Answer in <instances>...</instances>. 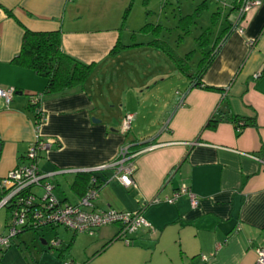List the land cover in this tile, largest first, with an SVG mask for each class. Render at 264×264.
<instances>
[{"label":"crops","instance_id":"obj_1","mask_svg":"<svg viewBox=\"0 0 264 264\" xmlns=\"http://www.w3.org/2000/svg\"><path fill=\"white\" fill-rule=\"evenodd\" d=\"M129 3L0 0V87L16 89L9 103L0 98V180L24 162L36 132L57 141L40 155L38 166L55 172L49 182L62 202L76 203L89 180L82 171L62 170L106 164L124 143L151 147L136 158L135 186H123L112 169L97 172L93 202L100 210L140 211L151 230L130 234L129 244L114 239L115 224L86 242L71 231L66 244L60 239L59 258L73 264H256L255 248L264 247V0L243 15L241 32L235 0L228 11L214 12L212 45L220 42L201 81L218 91L188 89L190 81L155 44L162 39L154 31H141L138 41L144 24H159L143 11L134 21L131 5L124 18ZM141 3L147 8L149 0ZM24 29L59 30L62 50L91 65L83 83L45 92L47 78L12 62ZM177 92L184 93L182 106ZM32 94L40 95L45 115L37 130ZM127 113L133 121L123 133ZM212 116L221 118L217 127L204 128ZM233 116L247 123L239 135ZM182 185L198 197L197 206L186 194L172 203L163 200ZM156 196L161 201L153 202ZM23 232L15 237L20 240ZM22 245L27 242L0 245V264H61L55 253L27 256Z\"/></svg>","mask_w":264,"mask_h":264},{"label":"built area","instance_id":"obj_2","mask_svg":"<svg viewBox=\"0 0 264 264\" xmlns=\"http://www.w3.org/2000/svg\"><path fill=\"white\" fill-rule=\"evenodd\" d=\"M261 0H237L238 18L236 27L242 31L241 22L243 15L253 7L259 5ZM240 25V26H239ZM239 26V27H238ZM15 87H0V98L9 103L14 94ZM178 94V106L183 105L184 93ZM41 97L37 94L30 96V103L35 107L36 130L44 122L45 115L40 109ZM133 115L127 113L122 120L121 132L125 133L130 129ZM56 139L47 138L36 132L35 138L27 147L24 162L18 164L7 175L0 180V208H5L11 216V221L7 225V233L0 234V245L9 246L12 238L26 230H39L41 228L58 226L72 231L73 233L95 234L101 227L115 224L118 232L116 238L129 244L130 234L140 228L151 230L150 223L142 216L140 211H120L112 207L100 210L94 208V200L98 193V183L95 174L104 169H112L113 175L125 186H135L133 173L136 168V158L141 153L151 147L132 149L133 143H124L120 146L116 157L106 163L92 169H66L62 171H82L90 172L88 186L76 203L62 202L53 194V185L49 182V177L55 172H41L38 166L40 155L50 149L56 143ZM254 157V156H253ZM255 159H258L254 157ZM264 164V161H261ZM39 188L40 192L35 189ZM181 194L189 197L192 207L197 206L198 197L185 185L172 193L170 197H164V201L169 203ZM153 202L161 201L158 196L152 199ZM62 244L57 237L48 243L51 249H57ZM256 264H264V247L255 248ZM203 261L207 258L200 256ZM64 264H73L71 260H65Z\"/></svg>","mask_w":264,"mask_h":264},{"label":"trees","instance_id":"obj_3","mask_svg":"<svg viewBox=\"0 0 264 264\" xmlns=\"http://www.w3.org/2000/svg\"><path fill=\"white\" fill-rule=\"evenodd\" d=\"M132 0L124 11L123 17L127 14ZM235 6L239 7L237 0ZM199 10H197L198 12ZM196 11L193 14L185 15L179 18L181 28L187 31L188 24L192 23L198 15ZM10 14V13H9ZM195 15V17H194ZM160 25H152L146 23L142 26L140 31L152 30ZM230 25L223 30H229ZM155 32V31H154ZM156 35L159 33L155 32ZM211 28L207 27L197 38L196 42L201 50V59L197 64L195 70L192 69L190 60L191 52L185 56H178L172 48L164 41L155 42V44L167 53L176 68L190 81L189 88H202L209 91H218L219 88L207 86L201 81V77L205 69L209 66L215 53L218 50L220 39L218 38L209 50H205L210 44ZM116 51V47L112 49V53ZM12 62L17 65L33 69L37 74L47 78V85L45 92H64L69 89L80 86L86 76L90 72L91 65L82 63L62 50L61 46V32L56 31H32L29 29L23 30L21 47L17 55L13 58ZM233 123L235 125L236 135H239L243 128L247 125L242 119L233 116ZM221 118L215 116L210 117L204 128L215 129ZM91 173L83 172L82 178L89 179ZM96 178L98 176L95 174ZM89 181V180H88ZM88 186V184H87ZM99 187V185H98ZM116 238V235L114 239ZM117 239V238H116ZM107 245V244H105ZM104 245V246H105ZM68 249V246L67 248Z\"/></svg>","mask_w":264,"mask_h":264},{"label":"rangeland","instance_id":"obj_4","mask_svg":"<svg viewBox=\"0 0 264 264\" xmlns=\"http://www.w3.org/2000/svg\"><path fill=\"white\" fill-rule=\"evenodd\" d=\"M231 1L232 0H149V5L147 8H145L141 3L142 0H133L131 4V15L134 21H138V17H140L141 11L146 13V15H149V22L160 25V28L159 26H157L154 31L159 33V38H161L162 41L167 42V44L175 51L176 54L183 56L184 54L191 52L190 63L192 69L195 70L197 68L198 62L202 57L201 50L199 49V46L196 42V38L207 27H210V44L206 47L205 50L210 49L213 41L215 40V34H213V32H215L216 30L217 21L213 18V14L214 12L218 11H228L227 5H229ZM197 10L199 11L197 12ZM195 11L198 13V15L196 17L194 15V21L188 24L187 31L184 32V29H182L180 26V24L182 23L179 22V18L181 16L184 17L185 15L193 14ZM142 35V32L138 31V41H142L144 37ZM181 77L187 80L186 77ZM62 186L65 190L68 189L64 183H62ZM10 221L11 216L9 212H7L5 209H2L0 211V231L5 229L4 231L6 234V225ZM23 233H26L23 238L18 240L17 237H15L12 238L11 241H17L19 245L22 244V241H26L27 245H22V249L25 251L27 256H35L36 254L38 256L39 250H41L42 253L48 255L55 253L53 257H58L57 259L60 261V263L64 264L63 260L58 256V249L51 250V248L48 247V243H50L51 240L57 236L59 239H62L64 244H66L70 236L72 235L71 231L58 226L52 229L49 227L39 230H26ZM76 236H78V238L83 242H86L88 238H93L91 237L93 235H89L86 233H78L76 234ZM43 240L46 242V244L43 243ZM43 262L47 263V261Z\"/></svg>","mask_w":264,"mask_h":264}]
</instances>
